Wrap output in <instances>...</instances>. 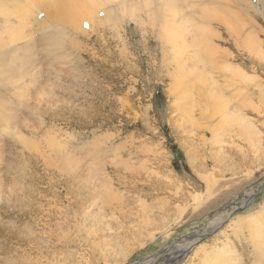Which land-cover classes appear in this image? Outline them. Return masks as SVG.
Returning <instances> with one entry per match:
<instances>
[{
  "label": "rangeland",
  "instance_id": "1",
  "mask_svg": "<svg viewBox=\"0 0 264 264\" xmlns=\"http://www.w3.org/2000/svg\"><path fill=\"white\" fill-rule=\"evenodd\" d=\"M54 1L3 0L17 16L28 6L37 15L26 12L29 24L1 39L0 264H168L198 235L175 264H200L206 252L226 264H264V0H173L175 8L172 0ZM79 5L93 8V29L88 20L74 30L64 24L85 14ZM212 81L226 97L240 87L243 112L261 134L256 151L247 132L218 144L224 124L212 136L219 118L209 124L195 106ZM98 156L105 167H94L97 177L111 190L125 182L112 162L142 174L113 190L112 207L97 211L102 222L84 217L97 208H84L78 171ZM107 243L117 248L105 262Z\"/></svg>",
  "mask_w": 264,
  "mask_h": 264
},
{
  "label": "bare ground",
  "instance_id": "2",
  "mask_svg": "<svg viewBox=\"0 0 264 264\" xmlns=\"http://www.w3.org/2000/svg\"><path fill=\"white\" fill-rule=\"evenodd\" d=\"M19 1V0H18ZM38 1V0H37ZM68 0H65L64 2H67ZM81 1V0H80ZM84 1V0H83ZM99 1H101V0H99ZM106 1V0H105ZM105 1H102V2H105ZM121 1H123V0H121ZM129 1V0H128ZM135 1V0H134ZM138 0H136V2H137ZM161 1V0H160ZM166 1V0H165ZM190 1V0H189ZM14 2V1H13ZM13 2H11V3H13ZM36 2V1H35ZM53 2H55L54 0H53ZM63 2V1H62ZM63 2V3H64ZM70 2V1H69ZM69 2H68V4H69ZM74 2H77V0H75ZM97 2V1H96ZM130 2H131V0H130ZM135 2V3H136ZM145 2V1H144ZM146 2H147V0H146ZM150 2V1H149ZM155 2V1H154ZM163 2V1H162ZM172 2H173V0H172ZM176 2V1H175ZM181 2V1H180ZM182 2H184V0H182ZM5 3V2H4ZM15 3V2H14ZM17 3V2H16ZM16 3H15V5H16ZM19 3V2H18ZM81 3V2H80ZM119 3V2H118ZM123 3V2H122ZM129 3V2H128ZM134 3V2H133ZM159 3V2H158ZM177 3V2H176ZM42 5V3H40L39 2V6H38V8H39V10L38 11H40L41 12V14H42V10H44L43 8V5ZM70 4H72V3H70ZM75 4V3H74ZM83 4V3H82ZM85 4V3H84ZM100 4V3H99ZM98 4V5H99ZM102 4H104V3H102ZM106 4V3H105ZM130 4V3H129ZM132 4V3H131ZM142 4H144L143 2H141V5ZM146 4V3H145ZM144 4V5H145ZM151 4V3H150ZM154 4V3H153ZM155 4H157V3H155ZM155 4H154V7L156 8V6H155ZM172 4V3H171ZM173 4H174V8H175V6L177 5H175V3L173 2ZM179 4V3H178ZM5 5V4H4ZM3 5V0H0V29H1V31H0V49H2V47L4 46V43H2V42H4L3 40H1L2 39V36L4 35L5 36V34H6V31H5V29H7L8 30V28H19L21 25L25 28L28 24H26V19H27V16H29V18L31 17L30 15H32V13H34V12H32L31 14H30V12H28V11H30V7L26 4V6H28V10L27 11H25L24 12V9L22 8V7H20V8H18V14H19V16H17V12L16 11H9L8 10V8H6V7H8V6H4ZM38 5V4H37ZM65 5H67V4H65ZM113 5H115L116 6V4H113ZM143 5V6H144ZM158 5V4H157ZM181 5V4H180ZM187 5L188 4H186V7H187ZM10 6V5H9ZM12 6H14V5H12ZM20 6V5H19ZM25 6V5H24ZM34 6H36L35 4L33 5V8L35 9V7ZM45 6V5H44ZM58 6V5H57ZM60 6H62L63 7V5L62 4H60ZM76 6V5H75ZM96 6V5H95ZM109 6H110V4H109ZM122 6V5H121ZM143 6H141V7H143ZM147 6V5H146ZM17 7V6H16ZM64 7H66V6H64ZM69 7V5H67V12H68V10H70L72 7H70V8H68ZM103 7H105V5L103 6ZM111 7V6H110ZM134 7H136L135 6V4H134ZM157 7H160V5L159 6H157ZM169 7V6H168ZM178 7V6H177ZM190 7V6H189ZM11 8V7H10ZM13 8H15V7H13ZM12 8V9H13ZM33 8H32V11H33ZM37 8V7H36ZM58 8V7H57ZM75 8V7H74ZM73 8V9H74ZM79 8H81V11H79V13L80 12H85V14L83 13V14H80L77 18H75V19H70L68 16V18L67 19H65V20H63L64 22V24L65 25H67V26H69V27H71L72 29L73 28H75V27H77V26H81V23L83 22V21H85V20H88L89 21V23H90V25L87 27L88 29H89V27H90V29L92 28H94L93 26H94V24L95 23H97L96 21H95V17H93V16H95V15H93L94 13L92 12L93 10V8L91 9V8H88V6H86V7H82V5H79L78 7H77V9H79ZM88 8V9H87ZM115 8H117V6L116 7H114V10H115ZM122 8V7H121ZM182 8V7H181ZM12 9H10V10H12ZM96 10H102V9H100L98 6L95 8ZM94 9V10H95ZM133 9H135V8H133ZM144 9V8H143ZM160 9V8H159ZM158 9V10H159ZM169 9H171V8H169ZM169 9H167V10H169ZM183 9V8H182ZM65 9H60V12H62V11H64ZM107 10V9H106ZM106 10H103V11H106ZM118 10V9H117ZM116 10V11H117ZM150 10V9H149ZM161 10H162V8H161ZM163 10H165V9H163ZM163 10L161 11V13L163 12ZM179 10V9H178ZM139 11V10H138ZM151 11V10H150ZM157 11V10H156ZM156 11H155V14H156ZM169 11H171V13H173L172 12V10H169ZM181 11V13L183 12L182 10H180ZM26 12H28L27 14V16H25V13ZM45 12V11H44ZM65 12V11H64ZM73 12V11H72ZM168 12V11H167ZM59 13V12H58ZM63 13V12H62ZM115 13H118V12H115ZM151 13V12H150ZM163 13H165L166 15H167V13L164 11ZM170 13V12H169ZM175 13L176 12H174L173 14L175 15ZM184 13V12H183ZM34 14H36L37 15V13H34ZM45 14L47 15V14H49V13H46L45 12ZM65 14V13H64ZM67 15L69 14L70 15V13H66ZM73 14H74V12H73ZM103 14V13H102ZM112 14H113V12H112ZM39 15V14H38ZM44 15V14H43ZM106 15V14H105ZM152 15V14H151ZM157 15H158V13H157ZM156 15V16H157ZM170 15H172V14H170ZM177 15H179V14H177L176 13V17H177ZM181 15V14H180ZM34 15H32V17H33ZM50 16V15H49ZM59 16V15H58ZM71 16V15H70ZM110 16V15H109ZM17 17V18H16ZM26 17V19H24ZM32 17L30 18V19H32ZM61 17H65V16H62V14H61ZM61 17H59V18H61ZM138 17V16H137ZM148 17V16H147ZM159 17V16H158ZM160 17H161V15H160ZM183 16L181 15V18H182ZM13 18H15L16 19V21H17V23L16 22H14L15 20H13ZM45 18V17H44ZM43 18V19H44ZM103 18H104V16H103ZM165 18V17H164ZM172 18H173V16H172ZM21 19H23V22H19ZM45 19H47V18H45ZM44 19V20H45ZM57 19V18H56ZM169 19V18H168ZM167 19V20H168ZM43 20V21H44ZM51 20H53V19H51ZM58 20V19H57ZM110 20V19H109ZM166 20V19H165ZM177 20H178V18H177ZM184 20V19H183ZM42 21V20H41ZM98 21H99V19H98ZM100 21H102V20H100ZM99 21V22H100ZM107 21H108V19H107ZM98 22V23H99ZM160 22V21H159ZM162 22V21H161ZM160 22V23H161ZM163 22H164V20H163ZM186 22V21H185ZM24 23V24H23ZM44 23V22H43ZM49 23H51V22H49ZM54 23V22H53ZM110 23V22H109ZM179 23V22H178ZM181 23V22H180ZM187 23H190L189 21H187ZM184 24L185 26L187 25H189V24ZM17 24V25H16ZM21 24V25H20ZM102 24V23H101ZM106 24V23H105ZM53 25V24H52ZM35 26V25H34ZM98 26H99V24H98ZM171 26H173V25H171ZM51 27V26H50ZM183 27V26H182ZM21 28V27H20ZM29 28V27H28ZM48 28V27H47ZM79 28V27H78ZM110 28H111V26H110ZM188 28H190V27H188ZM33 29V28H32ZM49 29V28H48ZM83 29H85V28H83ZM52 31H53V29H51ZM57 30V29H56ZM60 30V29H59ZM74 30V29H73ZM43 31V30H42ZM45 31V30H44ZM43 31V32H44ZM81 31H82V29H81ZM165 31V30H164ZM169 31V30H168ZM10 32H14V30H11ZM9 31L7 32V34H9L10 33ZM17 32H20L21 34L23 33V32H21V31H17ZM42 32V33H43ZM50 32V31H49ZM83 32V31H82ZM53 33V32H52ZM24 34V33H23ZM44 34H45V32H44ZM101 34V33H100ZM18 35V34H17ZM31 35V34H30ZM49 35V34H48ZM10 36V35H9ZM8 36V37H9ZM170 36V35H169ZM172 36V35H171ZM7 37V38H8ZM12 37V36H11ZM16 37V36H15ZM14 37V38H15ZM18 37V36H17ZM50 37V36H49ZM53 37V36H52ZM173 38V37H172ZM23 39H24V37H23ZM46 39V38H45ZM13 40V39H12ZM16 40V39H15ZM17 40H22L20 37H19V39H17ZM31 41V39H29V41H27V42H30ZM66 42V41H65ZM3 45V46H2ZM171 45V44H170ZM176 48V47H175ZM175 50V49H174ZM182 50V49H181ZM188 50V49H187ZM186 51V50H185ZM218 51V50H217ZM177 52V51H176ZM194 52V51H193ZM182 53V52H181ZM179 54V53H178ZM256 54V53H255ZM176 55V54H175ZM183 55V54H182ZM193 55H195V54H192V56ZM224 55V54H223ZM189 56V55H188ZM190 56H191V52H190ZM186 57V56H185ZM175 58V57H174ZM179 58H180V56H179ZM193 58V59H192ZM191 59L192 60H194V56L192 57ZM182 59V58H181ZM189 59H190V57H189ZM173 60V59H172ZM183 60V59H182ZM182 60H180V65L182 64ZM191 60V61H192ZM199 60V59H198ZM177 61V60H176ZM184 61V60H183ZM190 61V62H191ZM223 61V60H222ZM1 62V61H0ZM30 62V61H29ZM186 62V61H185ZM184 62V64L186 65L187 63H185ZM189 62V61H188ZM196 62V61H195ZM204 62V61H203ZM174 63H177V62H174ZM197 63V62H196ZM199 63H201L200 61H199ZM198 63V64H199ZM178 65H179V63H177ZM176 64V65H177ZM191 64V63H190ZM195 64V63H194ZM26 65V64H25ZM196 65V64H195ZM200 65V64H199ZM181 66H183V64L181 65ZM187 66V65H186ZM185 66V67H186ZM197 66V65H196ZM1 67V66H0ZM22 67V66H21ZM31 67V66H30ZM190 67V66H189ZM197 68V67H196ZM198 68H200V67H198ZM216 68V67H215ZM1 69L2 68H0V71H1ZM180 69V68H179ZM192 69H193V67H192ZM204 69V68H203ZM194 70V69H193ZM186 71H188V70H186ZM200 71V70H199ZM241 71V70H240ZM239 71V72H240ZM205 72V71H204ZM204 72L202 73L203 75H204ZM207 72V71H206ZM227 72H229V71H227ZM239 72H237V73H239ZM242 72V71H241ZM186 73V72H185ZM199 73V72H198ZM220 73H222V72H220ZM230 73V72H229ZM237 73H235V74H237ZM0 75H3V74H0ZM26 75V74H25ZM239 75H241V76H243L244 74H239ZM223 76H225V75H223ZM241 76H239L240 77V79H244V77L243 78H241ZM207 77H208V75H207ZM210 77V76H209ZM1 78H3V76L1 77ZM196 78H197V76H196ZM222 79H223V77H222ZM22 80V79H21ZM233 80V79H232ZM239 80V79H238ZM237 80V81H238ZM196 81V80H195ZM214 81H217V80H214ZM243 81H245L246 82V79L245 80H243ZM232 83L231 84H233V83H235L234 81H231ZM238 83V85L239 86H241V82L239 83V82H237ZM237 83H236V85H234V86H237ZM196 84H198V83H196ZM203 84V83H202ZM207 84H210V83H205V85H207ZM221 84V83H220ZM242 84H243V82H242ZM227 85L228 84H226V87H227ZM230 86V85H229ZM16 87V86H15ZM229 88V87H228ZM235 88V87H234ZM240 88V87H239ZM239 88H237L236 89V91L237 92H234L235 93V95H234V93H233V95H228V97H226V94H224V93H222V88H220L219 87V85H216V83L215 82H213L212 81V83H211V86H207L206 88L204 87V89H206V90H204L205 92H206V94L204 93L203 94V92L201 93V91H200V93H199V95L197 96V97H199V98H197L198 99V103H197V105L195 104V106L198 108V111L200 112L199 113V115L202 117L203 116V114H205L204 113V110H206L207 112L206 113H209V114H206V115H208V117H209V124H210V121H212L213 119H217V118H219L218 119V123H217V125L214 127V129L212 130V136H215L216 134H220L221 132L218 130L219 128H220V126H223V124L224 125H226V127H224V128H222L223 130H224V134L223 135H221L220 136V138H221V140H220V138H219V141H216V142H218V144H220V143H222V142H224V140H222V138L223 137H225V135H226V137L225 138H227V136H229V138L231 139V137L233 136V137H237V138H240L241 139V137H242V135L245 133V135H246V132H247V134H248V136H249V138H247L249 141V146H251L252 148L251 149H255L254 151H256V147L257 148H259L262 144H261V142H262V139H261V134H259V130L257 131L256 130V128H258L255 124H254V122H252V121H250L249 119H248V117H247V113H244L243 112V110H246L247 111V108H245V107H243V106H246L245 105V103H244V96L242 95V93H241V90L239 89ZM198 89V88H197ZM227 89V88H226ZM229 89H233V88H229ZM235 90V89H234ZM245 90V89H244ZM231 91H233V90H231ZM197 93V92H196ZM231 94V93H230ZM203 95H207L208 96V101L206 100V99H204V96ZM210 95V96H209ZM16 96V95H15ZM195 100V99H194ZM197 102V101H196ZM194 103H195V101H194ZM243 103H244V105H243ZM180 107V106H179ZM247 107V106H246ZM243 108H245V109H243ZM3 109V108H2ZM3 111V110H2ZM245 111V112H246ZM205 115V116H206ZM262 118V117H261ZM200 119H202V120H204L203 118H200ZM229 120H232L233 121V124H229L228 122H229ZM228 121V122H227ZM197 122V121H196ZM195 121H193V123H196ZM198 123V122H197ZM0 124L2 125V128H3V130L5 129V127H3V122L0 120ZM227 124H229V125H227ZM235 124V125H234ZM8 125V124H7ZM196 124H194V126H195ZM237 126V131H233L234 130V127H236ZM213 127V126H212ZM261 127H262V125H261ZM206 128V127H205ZM204 129V128H203ZM242 129H244L243 130V132H241V130ZM3 130H2V132H3ZM206 130V129H205ZM208 130V129H207ZM222 131V130H221ZM226 131H227V134H226ZM210 132H211V129H210ZM210 132H208V133H210ZM261 133V132H260ZM210 135H211V133H210ZM211 136V137H212ZM231 136V137H230ZM246 138V137H245ZM217 139V138H216ZM246 139V140H247ZM242 140V139H241ZM244 140V139H243ZM232 142V141H231ZM247 142V143H248ZM213 143V142H212ZM236 143V142H235ZM245 143H246V141H245ZM205 144V143H204ZM214 144H217V143H214ZM231 144H233V143H231ZM247 145V146H248ZM212 146V145H211ZM235 146V145H234ZM210 147V146H209ZM231 147H233V146H231ZM237 147V146H236ZM225 148V147H224ZM262 148V147H261ZM118 149V148H117ZM119 150V149H118ZM219 150V149H218ZM221 150V149H220ZM259 150V149H258ZM257 150V151H258ZM113 151H115V150H112V149H109V152H113ZM224 151V150H223ZM253 151V152H254ZM118 152V151H117ZM240 152H241V150H240ZM106 153H108V151H102L100 154H106ZM116 153V152H115ZM259 153V152H258ZM99 154V155H100ZM263 154V153H262ZM98 157H100V156H98ZM98 157L96 158H89V159H85V162H86V165L87 166H85V169H78V171H80L81 172V174H83L84 173V184H83V186L80 188L81 189V191H80V194H82V193H87V196H85V198H86V200H87V202L85 203V205L84 206H87V207H84L85 209H88L89 207H90V205H93V207H96L97 209H96V212L94 213V215H93V208H91V209H89L88 210V212L86 213H84V217L86 218V216H93V217H98V215H99V217H100V213L99 212H97L98 210H100V212L102 211V210H106V209H110L111 207H112V204H110V202L114 199V196H112V193H113V195H114V193H116L117 191L116 190H118L119 189V187H121L122 185V187L123 188H126V187H128L129 185H130V183H128V181H127V179H133L132 181V184L133 185H135L137 182H135L136 180H138L139 179V177H141L140 175H142L141 173H139V172H137V171H135L134 170V168H133V166L132 165H130L129 163H121V162H119V163H117V164H114V162H112L113 163V165H116L117 166V168H118V170L116 171V172H118V175H119V177L120 176H122L121 177V179L120 180H122V181H125V182H121V185L120 186H118V189H116V190H114L115 189V187L113 188V190L114 191H116V192H113V190H111V187H109V182H107V181H101V180H99V178L97 177V175L98 174H96L98 171H96L95 170V166H97V165H99L98 167L99 168H101L102 167V170H103V167H105V163H102V162H105V160L104 159H101V157L98 159ZM225 156H223L222 158H224ZM220 160V159H219ZM229 160V159H228ZM74 162V161H73ZM254 162V161H253ZM70 164H75V165H78V163L76 162H74V163H70ZM92 164H94V165H92ZM246 164V163H245ZM79 165H80V163H79ZM121 168V169H120ZM69 170V169H68ZM128 174V175H127ZM112 175V174H111ZM145 175V174H144ZM114 176H115V174H114ZM141 181V180H140ZM119 184V183H118ZM107 186V187H106ZM140 186V185H139ZM143 186H144V184H143ZM142 187V186H141ZM146 187V186H145ZM122 188V189H123ZM131 188H133V189H136V187L135 186H133V187H131ZM132 189V190H133ZM145 189V188H144ZM128 190H130V189H128ZM147 190V189H146ZM123 191V190H122ZM143 191V190H142ZM118 192H120V190H118ZM117 192V193H118ZM139 192V191H138ZM116 193V194H117ZM122 193L123 192H121V194H120V196H122ZM130 193V192H129ZM145 194H146V192H144ZM149 193V192H148ZM128 194V193H127ZM117 195H119V194H117ZM134 195V194H133ZM139 196H141L140 194H139ZM138 196V197H139ZM144 196H146V195H144ZM143 196V197H144ZM148 196V195H147ZM117 197V196H116ZM123 197V196H122ZM129 197H131V195L129 196ZM116 199V198H115ZM117 199H119V198H117ZM124 199V198H123ZM131 199V198H130ZM132 199H133V197H132ZM79 200H80V202L78 203V205H79V208H82L83 207V204H82V202H81V197L79 198ZM126 200V199H125ZM128 201H129V199H128ZM127 201V202H128ZM121 202V201H120ZM126 202V201H125ZM126 202V203H127ZM137 202V201H136ZM135 202V203H136ZM114 203V202H113ZM115 203H116V201H115ZM117 203H118V201H117ZM131 203V202H130ZM134 203V202H133ZM132 203V204H133ZM120 204H122L123 205V203H120ZM137 204V203H136ZM139 204V203H138ZM142 204V203H141ZM128 205V204H127ZM134 205V204H133ZM115 206H116V204H115ZM118 206V205H117ZM116 206V207H117ZM124 206V205H123ZM126 206V205H125ZM130 206V205H129ZM144 206V205H143ZM138 207H139V205H138ZM142 207V206H141ZM146 206H144L143 208H145ZM121 208L122 207H119L118 206V208H117V211H120L121 210ZM127 208V206L125 207V209ZM128 208H130V207H128ZM114 209H116V208H114ZM120 209V210H119ZM147 209V208H146ZM112 210V209H111ZM130 210V209H129ZM123 211V210H122ZM146 211V210H145ZM126 212V211H125ZM130 212V211H129ZM142 212V211H141ZM148 212V211H147ZM146 212V213H147ZM151 212V211H150ZM102 213V212H101ZM114 213V212H113ZM122 213H124V212H122ZM122 213H119L120 215L122 214ZM136 213V212H135ZM144 213V212H143ZM112 214V213H111ZM130 214V213H129ZM120 215H118V216H120ZM145 215V214H144ZM147 215V214H146ZM148 215L149 216H151L149 213H148ZM229 215V214H228ZM101 216H103L102 214H101ZM105 216H106V214H105ZM123 216V215H122ZM126 216H128V213H127V215ZM135 216V215H134ZM137 216V215H136ZM142 216V215H141ZM98 217V218H99ZM137 217H139V216H137ZM145 217V216H144ZM152 217V216H151ZM150 217V218H151ZM154 217V216H153ZM97 218V219H98ZM100 219H102V217L101 218H99L98 219V221H101ZM119 219V218H118ZM152 219V218H151ZM150 219V220H151ZM121 220H122V218H121ZM147 220V219H146ZM97 221V220H96ZM96 221H95V223H96ZM103 221V220H102ZM101 221V222H102ZM217 221H219V219L217 220ZM85 222L86 221H84V222H82L81 224L83 225V223L85 224ZM143 222V221H142ZM144 223V222H143ZM147 223V222H146ZM146 223H144V224H146ZM218 223H220V222H218ZM132 224V223H131ZM148 224H149V222H148ZM147 224V225H148ZM117 226V225H116ZM115 226V227H116ZM230 226V225H229ZM232 226V225H231ZM228 227V226H227ZM121 228V227H120ZM236 228V227H235ZM118 229V228H117ZM137 230V229H136ZM256 230V229H255ZM118 231V230H117ZM109 232V231H108ZM131 232V231H130ZM132 232H133V230H132ZM257 232V231H256ZM116 233V232H115ZM136 233V232H135ZM135 233H132V234H135ZM262 233V232H261ZM260 233V234H261ZM264 233V232H263ZM137 234V233H136ZM112 235H114V234H112ZM119 236H120V234H118ZM202 235V234H201ZM258 235H259V232H258ZM262 235V234H261ZM104 236V235H103ZM118 236V237H119ZM132 236V235H131ZM203 236H204V234H203ZM117 237V236H116ZM105 238H106V236H105ZM108 238H109V236H108ZM107 238V239H108ZM120 238V237H119ZM126 238V237H125ZM202 239V237H200V235H198V237H195L194 239H191L190 240V242H191V244L190 245H188V247L186 248H183L182 250H181V252H180V254H177V255H174L173 257L174 258H172L171 260H170V262L168 263V264H175V263H177L178 261H180V260H182L184 257H186L188 254H190V252H191V249L194 247V244H196L199 240H201ZM256 238V237H255ZM99 239V238H98ZM113 239V238H112ZM226 239V238H225ZM261 247L264 245V238H262L261 237ZM124 240H126V239H124ZM101 241V240H100ZM115 241V240H114ZM113 241V242H114ZM118 241V240H117ZM120 241V240H119ZM123 241V240H122ZM189 242V241H188ZM100 243V242H99ZM102 243V242H101ZM105 243V242H104ZM115 244V243H114ZM117 244V243H116ZM102 245V244H101ZM106 245V244H105ZM111 245H112V241H111ZM108 246V247H107ZM107 246L106 247H101V252L99 253V258L102 260V261H107L111 256H112V254H113V252H114V250H115V247H116V245H115V247H110L109 246V244L107 243ZM118 246V245H117ZM99 247H100V245H99ZM117 248V247H116ZM222 248H224V247H222ZM221 248V249H222ZM209 249V248H208ZM219 249V248H218ZM204 250H205V248H204ZM225 250V249H224ZM231 250V249H230ZM210 251H212V250H210ZM204 252V251H203ZM225 252V251H224ZM117 253V252H116ZM230 253V252H229ZM228 253V254H229ZM114 254H115V252H114ZM119 254V253H118ZM121 254V253H120ZM227 254V253H226ZM232 254V253H231ZM179 255V256H178ZM193 255V254H192ZM201 255H203V258H202V260L200 261V264H226V260L228 259V258H222V259H218L216 256H214V254H212L211 255V253L209 252H206V253H203V254H201ZM200 256V255H199ZM231 256V255H230ZM238 256V255H237ZM236 256V257H237ZM115 257V256H114ZM170 257H172V256H170ZM169 257V258H170ZM213 257V258H212ZM228 257V256H227ZM196 259V258H195ZM229 259H232L231 257L229 258ZM234 261V260H233ZM199 263V262H198ZM232 263V262H231ZM136 264H151V261L150 262H146V261H143V262H141V263H136ZM228 264V263H227ZM234 264V263H233Z\"/></svg>",
  "mask_w": 264,
  "mask_h": 264
},
{
  "label": "water",
  "instance_id": "3",
  "mask_svg": "<svg viewBox=\"0 0 264 264\" xmlns=\"http://www.w3.org/2000/svg\"><path fill=\"white\" fill-rule=\"evenodd\" d=\"M245 205H242V207H244Z\"/></svg>",
  "mask_w": 264,
  "mask_h": 264
}]
</instances>
